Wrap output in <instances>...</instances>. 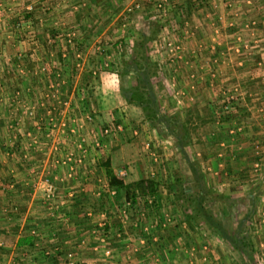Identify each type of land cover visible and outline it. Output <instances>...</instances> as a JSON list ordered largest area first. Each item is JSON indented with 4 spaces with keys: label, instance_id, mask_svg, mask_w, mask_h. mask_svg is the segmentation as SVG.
Returning <instances> with one entry per match:
<instances>
[{
    "label": "rangeland",
    "instance_id": "1",
    "mask_svg": "<svg viewBox=\"0 0 264 264\" xmlns=\"http://www.w3.org/2000/svg\"><path fill=\"white\" fill-rule=\"evenodd\" d=\"M235 2L233 0V4ZM186 5L193 11L202 7L201 4H197V7L190 3ZM142 9L140 5L138 12ZM151 9L153 12V5ZM235 10L239 12L236 7ZM50 11H52V3L47 0H0V154L3 156L6 153L16 158L18 161L15 159L17 162L13 163L14 168L23 171L25 165H30L27 169L44 172L65 169L66 166L60 165V162L80 152L77 145L81 137L85 138L83 144L89 151L88 138L98 134L97 120H100L98 118L101 115L92 112L95 98L86 96V101L92 107H89L90 111H85L90 117V124L85 126V131L75 125V122L82 120L84 114L83 111L79 115L77 111V104L82 103L84 86L93 88L105 83L108 89H112L114 95L112 94L111 98L117 105V102L123 100L119 95L121 78L118 75L121 62L132 55V46L129 43H120L115 29L114 32L106 31L109 35L104 33L101 38L103 40L105 38V42H101L100 35L93 32L92 27L88 31H83L79 27L73 29L74 23L71 21L61 25ZM230 14L228 18L231 17ZM131 15L132 13L125 11L121 18L122 22H131ZM118 19L120 21V18L114 14L105 19L104 28L117 27L120 23ZM154 19L159 21L155 17ZM182 21L187 25L191 24L186 20ZM238 25L241 26L240 22L235 27ZM259 27L260 25L249 32L241 30L244 35L240 38L250 42L249 47H251L248 55L236 57L243 67L257 63L253 65L256 68L260 66L258 64H262L256 60V56L264 50V33L260 34L262 39L255 36L258 32H263ZM192 35L191 37H194L195 32H192ZM159 36L155 39L156 44ZM155 52V49H150V55H156ZM85 60L89 61V66H86ZM161 60L159 65L167 79L157 93L159 111L164 117L174 116L179 123L187 125L191 139L190 144L184 149L186 159L176 148L174 137L167 134L164 129L160 132L158 128H151L143 120L138 108L131 106L123 113L117 114L112 111L106 115L107 124H114L117 116L127 123V129L125 127L122 133L111 139L112 142L120 144L119 148L121 147L125 152L122 153L123 157L129 155L127 161L121 160L120 170H127L133 165L132 160L138 158L141 160L140 169L147 172L149 177L152 173L154 178L155 171L161 172L160 179L156 176L157 184L160 186L156 194L136 195L135 200L139 203V207L142 206L140 208L144 210L147 208L145 200L151 195L159 207L152 210L148 206L144 216L140 217L144 220L146 214L149 223L144 222V227L148 229L153 225L154 229H150L147 245L145 243L146 246L139 248L140 256H135L129 261H133V264H150L152 260L153 262L157 260V264H248L240 253L232 250L221 236L205 225L197 211L193 212L192 208H188L187 201L177 202L176 195L182 183L176 180V175L183 182L185 192L190 197L197 196L195 179L189 169L191 164L198 170V174L203 176L207 186L208 193L205 194L202 203L204 210L215 220L224 223L230 233L235 231L237 222L248 214L249 218L243 228L251 242L250 248L247 249L251 254L250 264H264V95H247L249 88H262L264 82L257 84L248 80L243 83L240 79L239 82L234 81L230 87L227 82L219 80L214 82L215 84L209 82L206 87L208 97L197 100L196 87L199 85L175 79L173 74L179 68L177 64L168 65L162 57ZM76 63L79 67H76ZM55 73H59L58 79L54 77ZM84 74L86 76L82 78ZM124 82L126 85L132 83L128 77ZM51 86H54L55 90L58 88L59 93L52 92ZM184 90L191 93L189 101L186 100L185 95H180ZM53 94L56 95L52 97ZM57 95H59L58 99ZM51 106L56 109L55 125L49 122L52 114H47ZM123 106L125 104H119L113 110ZM29 109L33 111L32 115L28 114ZM140 118L146 124L144 130L139 127ZM170 121L174 120L170 119ZM91 122L95 128L91 127ZM90 130L93 134L89 133ZM134 130H137L139 138L132 134ZM102 140L105 144H112L110 138ZM146 143L149 144L148 149L145 147ZM100 149L105 150L104 147ZM130 156L134 157L130 158ZM21 159L25 160L23 165L15 166L20 164ZM69 167L74 171L81 170L82 166H75L72 163ZM170 173L172 179L169 183ZM44 178L53 182L45 175L40 180L36 178L34 181L42 185ZM223 197L225 199L231 197L236 203L234 206H228ZM162 212L167 213L169 223L167 222L164 227L155 228L162 222ZM188 215L191 217L190 220ZM113 217L117 218V214L108 212L105 218L113 220ZM92 219L95 217L92 216ZM154 230L156 235L152 237ZM65 233V229L59 227L56 236L62 238L65 237ZM102 234L107 238L101 245L99 239H96L97 241L93 242L97 246L93 245L92 251L85 250L88 252L86 253L75 248L74 253L85 252L87 264H103L101 255L105 248L112 251L113 261H117L115 259L118 255L124 256L117 250L118 245H114V240L109 239V232ZM161 234L162 236L158 238ZM163 237L167 251L162 253L159 250H165L164 244L161 243L159 250L156 244L161 242ZM132 238L136 239L133 236ZM152 238H155V241ZM69 246L76 247V243H71ZM134 246L138 247V245ZM145 251L150 254L147 255ZM61 258L65 262L68 259L64 256ZM74 263L85 264L75 260Z\"/></svg>",
    "mask_w": 264,
    "mask_h": 264
},
{
    "label": "crops",
    "instance_id": "2",
    "mask_svg": "<svg viewBox=\"0 0 264 264\" xmlns=\"http://www.w3.org/2000/svg\"><path fill=\"white\" fill-rule=\"evenodd\" d=\"M47 1H51L52 11H50V13L56 20L58 19L61 25L71 21L74 23L72 26L73 29L79 27V29L83 31H88L92 27V31L100 35L99 38H101L106 31L108 33L114 32L115 29V32L118 33V41L124 44L129 43L132 47L138 44L139 32L148 33L153 27L157 26L158 32L156 37L160 34L163 35L167 33L168 37L175 44L180 46L176 58L171 61L167 59V64H177L179 67L173 74L175 79L192 82L193 85H199L196 87L197 100L208 97V90L206 87L209 85V82L214 83L218 80L227 82L229 85L228 87L232 86L234 81L239 82L240 79L243 83H246L248 80H252L257 84L258 82H264V50L259 53V56H256L257 61H263L262 64H258L261 67L257 66L255 68V66H253L255 64L257 65V63H250L251 65L246 67L241 66L236 59L238 54L232 52L230 47L234 44L236 36L242 37L244 32L241 33L243 29L239 25L237 27H228V14L232 13V10L235 12V7L239 12H248L246 18L241 16V21L248 18L255 19L258 23L260 22L262 24L264 22V0H253L251 6H247L244 2L234 0V2H236L232 10L224 9L220 0H214L212 2L207 1L206 4L202 3V7L197 8L195 11L186 4H180L178 0H168L169 8L167 10V18L162 22L155 21L153 17L151 6L155 0ZM136 3L142 6V11H135L131 15V22L123 23L121 18L124 16L126 8ZM181 5L185 6L184 16L186 14V18L184 20L191 23L189 25L177 18V11ZM204 5L205 7H203ZM252 10L253 12H249ZM113 14L120 18V21L118 19V22H120L119 25H117V27L112 26L113 30L111 28H104L106 25L103 24L104 20L112 17ZM219 17L222 19H219ZM240 24L243 25V23ZM81 26L82 28H80ZM261 27L262 26L259 27V30ZM192 32H195L194 37H191L193 36ZM108 33H106V35H109ZM261 33H264V31L258 32L255 36L258 39H262L260 38ZM101 39V42H105V38L104 40L103 38ZM159 39L157 40L158 44ZM155 44V40H153L150 46L152 50L156 49L157 46L155 47ZM155 54L156 55L153 54L154 56L151 55L152 60L161 64L162 56L156 52ZM88 62V60H85L86 66ZM243 63L245 64V62ZM86 66L85 69L87 68ZM163 75V80L166 82L167 76L165 73H163ZM85 76L84 74L82 78H85ZM89 79L90 78H88V81ZM103 79L104 77L102 80ZM263 89L264 85L262 88H249L247 95H264V91H261ZM215 90L218 91V89ZM83 91L84 93L81 98L82 103L77 104V111L79 115L84 111L83 118L79 121L84 131L86 130L85 126L90 124L89 120H85L84 118L88 115L87 113L85 114V111H88L83 105L86 101V96L95 98V105L93 104L92 112H97L101 115V117L98 118L100 120H97V124L101 125L100 127L98 125V129L107 125V114L112 111H115L117 114L123 113V111L131 107V105H126L123 100H120L117 102V105L125 104V106L113 110L117 107L113 98H111L114 93L112 89H108L105 83L98 84L93 88L84 86ZM180 95H185L184 97L187 101L191 99L189 98V96H191L189 91H181ZM118 97L117 95V98ZM81 107H83L84 110L81 109ZM89 107L92 108L91 105ZM114 120L115 123L123 127V130L119 133H122L125 127L127 129V123L125 120H121V117L117 116ZM139 121H141L139 127L144 130L146 124L142 122V118H140ZM91 127L95 128L92 122ZM202 129H204V127ZM92 130L89 132H92ZM135 132L137 135V130H134L132 134ZM119 133H117L116 136H118ZM137 136V138H139L140 135ZM88 139L90 140L88 142L89 151H87L85 155L79 151L75 153L74 158H79L81 155L83 159L82 164L79 165L82 166L81 170H74L71 175L72 177L67 175V166L65 169L44 172L37 169H27L28 165H25V171H23V169L14 168L13 163L18 161L16 158L17 161L6 153L3 156L0 154V264H67L68 260L65 257L67 252H73V261H80L87 264L88 261L84 256L85 250L89 252L92 251V246H97L95 243L97 241L96 239H99V245L102 244V232L105 228H108L107 231L110 234L109 239H113L114 245H118L116 247H118L117 250H119V253L124 254V256L118 255L115 259L117 261H114V264H133V261L130 262L129 260H132L135 256H140L138 252L135 253L133 251V248H136L134 245H138V242L136 244L135 240L132 238V236L138 237V234L144 236L140 225L135 227L129 222L127 226H124L121 220L114 217L113 220L112 218H105L102 226L99 222V217H101L103 211H105L106 214L108 212L115 214L116 207L118 208L121 205V195L118 196L117 194L110 197L107 192H105L106 188H104V186L108 182V176L103 167H101V164L108 160L112 175L116 177L118 172H121L119 168L121 160L127 161L129 155L125 157L122 156L124 151L121 147L119 148L120 144L118 142H112L111 139L113 138L110 139L112 144H105L99 131L98 134H94L92 138L89 137ZM93 140H101L105 150L95 148L96 151H94ZM132 157L134 156H130V158ZM24 161V159H21L20 164H15V166H22ZM132 161L133 165H130L127 170H123L126 174L125 177L121 179L116 177L117 179L123 183H132L141 178H146L157 184V179H160V171H155L158 178L156 176L154 178L149 177L147 172L140 169V159L134 158ZM35 165L40 167V165ZM43 175L50 177L56 187L55 198L50 202L46 201L43 197L42 185L34 181L36 178L40 180ZM168 176H170V183L172 179L171 173ZM102 188L105 190H102ZM157 189H160L158 184ZM163 189H166V187H163ZM70 191L73 192V197L68 196V192ZM165 193L166 191H164V194ZM14 208L16 209L15 211H13ZM140 209L144 210L143 208ZM86 212L94 214L95 219H88L85 215ZM144 213L146 212L144 211ZM83 216L84 219H82ZM135 219L134 217V220ZM138 221L142 226H144V222L149 223L146 214L144 220L141 218ZM59 227L65 229V237L59 238V235L56 236ZM154 235H156L155 230L153 231L152 237H154ZM161 236L162 234L158 236V238ZM25 237L34 240L32 247L24 245L19 246L17 244L19 239ZM94 240L95 242H93ZM164 240L165 238L163 237L162 241L156 244L158 250L161 243L164 244V249L167 248L166 244L163 242ZM127 242H129V244ZM71 243H76V247L69 246ZM75 248H79L85 252L76 254L74 253ZM142 251L143 250H141V253ZM159 251L163 253L166 252L167 249ZM145 253H147V255L150 254L146 251ZM61 256L65 257L66 262ZM101 259L103 260L102 255Z\"/></svg>",
    "mask_w": 264,
    "mask_h": 264
},
{
    "label": "trees",
    "instance_id": "3",
    "mask_svg": "<svg viewBox=\"0 0 264 264\" xmlns=\"http://www.w3.org/2000/svg\"><path fill=\"white\" fill-rule=\"evenodd\" d=\"M157 32V26L153 27L148 33L139 32L138 44L132 47V55H130L128 59H123L121 62V68L118 75L121 78L119 92L126 104L134 106L140 110L143 120L151 128H158L157 130L160 132L164 129L167 134L172 135L175 140L176 148L186 159L184 149L190 144L191 139L187 125L185 123H179L177 118L174 116L166 118L159 111L157 93L164 83V75L159 63L152 60L150 55V46L153 40H155ZM126 77L130 78L132 83H128L126 85L124 82ZM83 105L87 111H90L88 101H85ZM170 119L174 121L172 122ZM101 167H103L106 175L108 176L109 186L117 190V194L118 196L121 195V198L125 197L134 202L137 194L148 195L155 193L157 190V184L146 178H141L132 183H123L118 180L112 175L108 160L103 162ZM189 167L195 179L194 182L197 187V196L190 197V195L185 192L183 182L180 177L176 175V180L179 183H182L179 187V193L176 195L177 202L182 203V201H187L188 208H192L193 212L197 211L203 218L205 225L212 232L221 236L224 242L232 250L240 253L248 264L252 263L251 254L247 252V249L251 246V242L246 230L243 228V225L249 218L248 214L237 222L235 231L230 233L224 223L215 220L202 207L205 194L208 193L207 186L203 180V176L198 174V170L192 167L191 164H189ZM223 199L224 202L226 201L225 204L228 206H234L236 203L231 197L226 199L223 197ZM188 216L190 220L191 217L190 215ZM107 229H103V233H108ZM17 244L19 246L24 245L32 247L34 240H32V238L25 237L19 239Z\"/></svg>",
    "mask_w": 264,
    "mask_h": 264
},
{
    "label": "built area",
    "instance_id": "4",
    "mask_svg": "<svg viewBox=\"0 0 264 264\" xmlns=\"http://www.w3.org/2000/svg\"><path fill=\"white\" fill-rule=\"evenodd\" d=\"M205 1L206 2L207 1L212 2L214 0H178V2L180 4L182 3L185 5L187 3H191V4H195L196 7H197V4L200 5V4L204 3ZM220 1H221L222 6L224 7V9H227V10L233 9V7H234L233 0H220ZM242 1L247 6H251L253 4V0H242ZM152 5H153L154 17L156 19H158L160 22L164 21L167 18V10L169 8L168 0H155ZM181 6H179V8H178L179 10L177 11V18L180 21H182L186 18L185 17L186 14L184 16L185 6H182V7ZM139 9H140V5L138 3H136V4L126 8V12L127 13H133L135 11H138ZM247 13H248L247 11H241V12H236V11L234 12L233 11V13L230 14L231 17L229 18V22L228 21H225V22H228V27H235L239 22L243 23V26L241 25L240 27H242V29L245 32H249L255 28H258V25L262 26L261 30L264 31V22L261 24L260 22L258 23V21L255 19H248V18L241 21V19H240L241 16L243 18H246ZM219 19H222V18L219 17ZM238 20H239V22H237ZM167 37H168L167 33L163 34V36L160 37L159 44H155V47L157 46L155 49L156 52H158V54H160L162 56L163 61H166V62H167V59H170V61H171V60H174L176 58V54L178 53V49L180 47L179 45L175 44L169 37L168 38ZM249 43L250 42L243 41L240 38V36H236L235 42L230 47V49L232 52H234L238 55H248L249 50L251 49V47H249ZM76 67H79L78 63H76ZM94 74L95 73L93 72L92 75H94ZM54 77L58 79L60 77L59 73H55ZM51 87H52L51 88L52 92L57 93V94L59 93L58 88H57V90H55L54 86H51ZM181 94H183V93H181ZM55 95L56 94H53L52 97H54ZM58 96L59 95L56 96L57 99H58ZM65 104H67V103H65ZM42 107L44 108V105H42ZM51 110H52V113H51ZM55 111H56V109L54 108V106H51V109H49L47 112L48 115L52 114L50 119H49V122L52 125H55V122H56ZM32 112L33 111L31 109L28 110L29 115H32L33 114ZM84 118H85V120H90V117L88 115H86ZM75 125L77 126V128H82V125L80 122H75ZM122 130H123L122 125L114 123V124L104 125L101 129H99V133H100L102 139L103 138H110L111 139L112 137H114L117 133L121 132ZM89 133L91 134L92 132H89ZM133 135L136 136V132ZM83 142L85 143V138L81 137V139L78 142L77 147L80 150V153H83L85 155L87 153V149L85 148V145L83 144ZM93 142H94L93 146L96 149H100L101 147H104V146H102L101 140H99V141L93 140ZM145 147L148 149L149 144L146 143ZM82 158L83 157H81V155L79 158H74L73 156H71V157L66 158L65 161L60 162L64 166H67V168H68L67 169V171H68L67 175L68 176L72 177L71 175L73 172V169L71 167H69V165L72 163L75 164V166L81 165ZM154 161H155V158H154ZM125 175H126L125 172L123 170H121V172H118L116 177L121 179V178L125 177ZM150 175L152 177L153 174L151 173ZM42 187H43L44 199L48 202L53 201V199L55 198V191H56V187H55L54 183L52 181H50L49 179L44 178L42 181ZM104 188H106L105 192H107V194L110 197L115 196L118 193L117 190H115L109 186L108 182L105 184ZM102 190H105V189L102 188ZM68 196L73 197V192L72 191L68 192ZM145 202H146L147 208H148V206L151 209H155V208L159 207L158 205L155 204L157 202L153 200L152 195L148 196L146 198ZM140 207H142V206H140ZM140 207H139V203L136 200L133 202L132 200L127 199L125 197L121 198L120 207H118V208L116 207L117 219L121 220L122 223L124 224V226L127 225L129 222H131V224L135 227L140 225V228L142 229V232L144 233V236L140 235V236L136 237V239H135L136 244L138 242V247L133 248V251L135 253H137L139 251V248L147 245V239H148V235L150 234V229H152V228L154 229L153 225H151L148 229H147V227L141 226V224L138 220H140V217L144 216V211L148 210V209L146 208L145 210H142V209H140ZM15 210L16 209L14 208L13 211H15ZM104 213L105 212H103L101 214V217H99V215H98L101 226L104 224V219L106 217L105 216L106 213L105 214ZM85 215L88 219H91L92 216L94 217V214H92L90 212H86ZM134 217L136 218L135 220H134ZM169 220L170 219L167 217V213L162 212V216H161L162 222L159 223L158 227H155V228L164 227L167 222L169 223ZM155 224H156V222L154 223V225ZM106 238L107 237H105L103 235V237H102L103 242L105 241ZM152 240L155 241V238H152ZM145 243H146V245H144ZM102 256H103V263L104 264H114L113 254H112V251L110 249L105 248L104 251H102ZM261 256L263 258L262 254H261ZM65 257L68 258L67 264H75L74 261L71 259L73 257V254L71 252H68L67 254H65ZM260 260L262 261V259H260ZM203 261H205V259H203ZM156 262H157V260H154V262L152 260V262L150 264H157Z\"/></svg>",
    "mask_w": 264,
    "mask_h": 264
}]
</instances>
